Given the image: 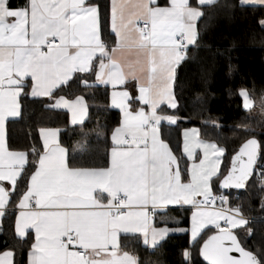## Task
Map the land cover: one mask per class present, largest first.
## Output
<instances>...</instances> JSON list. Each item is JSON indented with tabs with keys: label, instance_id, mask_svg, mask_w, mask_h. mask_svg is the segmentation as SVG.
<instances>
[{
	"label": "snow or ice",
	"instance_id": "obj_1",
	"mask_svg": "<svg viewBox=\"0 0 264 264\" xmlns=\"http://www.w3.org/2000/svg\"><path fill=\"white\" fill-rule=\"evenodd\" d=\"M217 2L198 0L193 6L190 0H167L164 5L158 0H111L110 5L101 0H26L13 7L10 0H0V219L18 195L17 236L23 240L29 228L35 231L28 264H138V257L122 248V233H139L144 245L154 249L172 231H190L192 245L203 240L199 251L208 264H264V252L246 246L252 229L239 207H215L217 199L221 205L228 203L227 196L213 195L214 178L223 175L225 148L196 140V129L186 130L183 154L190 164L182 168L183 154H174L159 133L161 121L178 119L160 114V105L167 101L177 108L176 69L189 58L190 47H199L197 21ZM239 3L264 6V0ZM109 7L111 33L106 38ZM259 24L264 27V19ZM76 73L94 74L96 81L114 89L124 87L111 94L122 119L112 130L106 165L70 166L69 150L57 139L60 129H40L42 150H8L5 121L20 115L18 98L28 79L32 96L54 97ZM132 81L138 94L128 90ZM82 84L91 86L87 79ZM238 95L250 110L248 89L241 88ZM137 103L140 106L133 107ZM51 107L70 109L73 125L82 123L86 113L82 95L74 100L60 96ZM239 127L254 131L249 125ZM77 150L86 152L87 141L79 142ZM257 171L264 191V154L261 142L252 137L232 158L220 188L245 189ZM172 205L192 206L190 229L155 226L157 211ZM209 226L217 231L203 239L201 233ZM238 229H247L245 240ZM12 256L6 251L0 264H12ZM183 256L192 264L191 248Z\"/></svg>",
	"mask_w": 264,
	"mask_h": 264
},
{
	"label": "trees",
	"instance_id": "obj_2",
	"mask_svg": "<svg viewBox=\"0 0 264 264\" xmlns=\"http://www.w3.org/2000/svg\"><path fill=\"white\" fill-rule=\"evenodd\" d=\"M101 3L110 5V0H101ZM204 11L205 17L198 23L199 47L189 49V58L177 70L179 105L175 113L181 120L173 130L176 134L181 128L198 126L203 138L224 147L222 173L226 175L233 155L249 138L255 137L261 142L264 154V27L259 24L264 19V7H242L239 0H218L216 6ZM109 17L110 7L105 12L106 38L111 33ZM84 79L90 82V87L83 86ZM94 81V74H77L55 93L68 98L80 95L86 98L89 116L81 125H68V115L50 107L52 99H34L24 95L21 117L8 124L10 148L30 151L35 146L42 150L39 129L63 126L62 142L69 150L72 166L106 165L111 133L120 116L109 105L108 87L92 84ZM241 88L248 89L254 99L253 109H244L243 100L238 95ZM240 125H249L254 131H244ZM84 141H87L88 150L80 152L77 150L78 143ZM29 159H34L31 153ZM223 175L215 182L216 193L223 191L220 188ZM20 187L23 189L24 185ZM234 191L238 193L237 205L251 218L247 227L252 229V234L247 236L246 246L252 251L260 249L264 252V208L261 207L264 191L261 190L258 171L245 190ZM172 213L179 218L181 226H190V209H175ZM216 231L212 228L204 231L203 239ZM246 231L239 229L236 232L245 240ZM202 244L203 240H200L192 245L190 233L184 232L169 235L154 249L144 246L136 237L124 240L123 248L138 257V264H188L183 256V251L188 248L193 252L192 264H208L199 251ZM30 246L31 237L21 240L16 236L14 218L8 213L0 233V250L12 249L15 264H27Z\"/></svg>",
	"mask_w": 264,
	"mask_h": 264
},
{
	"label": "crops",
	"instance_id": "obj_3",
	"mask_svg": "<svg viewBox=\"0 0 264 264\" xmlns=\"http://www.w3.org/2000/svg\"><path fill=\"white\" fill-rule=\"evenodd\" d=\"M26 2V0H10V4L15 7V6H19V5H22ZM111 2V0H110ZM158 2L161 4V5H164L165 3H167V0H164V2H161L160 0H158ZM190 3L193 5V6H196L197 3H198V0H190ZM264 7V6H262ZM110 18V17H109ZM198 23L199 21H197V28H198ZM111 20L109 19V28H110V31H111ZM191 48V47H190ZM97 63V66H98V63L99 61L97 60L96 61ZM179 67V66H178ZM178 67L176 69V75H177V70H178ZM77 74H85V73H76L73 75L72 79L77 75ZM71 79V80H72ZM70 80V81H71ZM69 81V82H70ZM92 84H97V85H101V86H105V87H108L109 89V105L112 109L118 111L119 113V122H118V125L122 119V113H121V110L117 107H114L111 103V94L112 92L115 90V91H122L124 90V87L123 86H118L117 88H113L111 84H104V83H100L98 81H94ZM28 87L25 89V92L21 94V96L18 98V101H19V104H20V115L19 116H16V117H8L5 121V141H6V146L8 148V150L10 151H19V150H15V149H12L10 148L9 146V142H8V124L10 121H13V120H17L21 117L22 115V97L24 95H29L31 98H34V99H40V98H44V99H47V98H50L52 99V103L50 104V107L51 105L55 104L56 102V99H58L60 96H56L55 93L61 88H58L55 90L54 92V97H34L31 95V80L30 78L28 79ZM128 90L132 91L134 94H138V88H137V84L135 81H132V82H129L128 83ZM173 92L176 96V100H177V105H179L178 103V98H177V94H176V79H175V82L173 84ZM81 96V95H80ZM66 99L68 100H74L76 97L74 98H68L66 96H64ZM84 97V96H83ZM250 98L252 99L253 101V107L251 109L254 108L255 106V101L254 99L251 97L250 95ZM84 102H85V105H86V113L83 117V122L82 123H77L75 125L72 124V112L70 109L68 108H63V107H60V108H54V107H51V108H54L56 110H60L64 113H66L68 115V125L70 126H76V125H81L83 124L88 116H89V105H88V102L86 101V98L84 97ZM140 105L139 103L135 104L133 107H136L138 108ZM178 108V106H177ZM176 108V109H177ZM176 109H172L167 101H164L163 103H161L160 105V114L162 115H174L176 117H178L177 121L175 123H169L168 121L164 120V121H161L160 125L158 126L159 127V133H160V138L162 140H164L166 143L169 144V146L172 148L174 154H176L177 156H181L183 154V146H184V133L186 130H192V129H196L198 130V135L197 137L195 138L196 140H203V141H207L209 143H216L218 146H220L216 141H212V140H207L205 138L202 137V133H201V129L198 127V126H188V127H184V128H181L180 130H177V133L175 134V130L174 127H176V125L179 123V121L181 120L180 116H178L175 111ZM250 109V110H251ZM148 109L146 108V111ZM117 125V126H118ZM116 126V127H117ZM42 128H47V129H60L59 133H58V136H57V139L59 141V143L63 146V147H66L63 142H62V131L65 129V127H55V126H47V127H42ZM41 129V128H40ZM40 129L38 131V135H39V142L41 144V148H43V139H42V136H41V133H40ZM191 135V133H190ZM179 138V141L177 142L178 138ZM110 141H111V137H110ZM111 145H112V141H111ZM221 147V146H220ZM67 148V147H66ZM68 149V148H67ZM111 149V147H110ZM198 155L202 158L203 157V150L198 148L196 149ZM70 155V154H69ZM225 155V153H224ZM69 158V164H70V156L68 157ZM109 158H110V152H109ZM223 162H224V156L222 158V162H221V172H222V166H223ZM190 164V161H188L187 159V155L186 154H183L182 155V159H181V167L184 168L186 165ZM70 166H72L70 164ZM216 180L218 179H215L214 178V181H213V193H216V187H215V182ZM6 186H10V182H5ZM18 199H19V196L18 195H14L12 197V205L9 206L10 208V211L9 213L13 216L14 218V222H15V233H16V236H17V232H16V219L17 217L19 216V212H20V209L18 207H16V203L18 202ZM175 209H179V210H183V209H190L191 210V214H192V211H193V208L191 205H172V206H169V208L167 210H158L154 219H153V223L155 224L156 227H164V226H168L169 228H179L181 225H180V220L179 218H176L175 215L172 213V210H175ZM245 214V213H244ZM246 215V214H245ZM247 216V215H246ZM249 218V216H247ZM4 219H0V233L3 229V224H4ZM251 219V218H249ZM167 222V223H166ZM221 223V226L222 227H226L225 223L223 220L220 221ZM191 228V215H190V226L189 227H184V229H190ZM215 229L214 226H209V228H206L204 231L208 230V229ZM216 230V229H215ZM239 230V229H238ZM204 231L201 233V235L204 233ZM237 231V230H236ZM186 232H189L190 231H186ZM181 233H184V232H181ZM175 234V233H174ZM178 234V233H176ZM169 235H172V234H168L163 240H161L159 242V245L169 236ZM191 235V233H190ZM18 237V236H17ZM29 237H31V244L35 242V231L34 229H31L29 228L27 230V234L26 236L24 237V240L28 239ZM139 238L140 241L142 242V244L144 245L143 243V237L141 234L137 233V234H121V237H120V240H121V246L123 248V242L124 240L126 239H130V238ZM19 238V237H18ZM146 246V245H144ZM31 247V246H30ZM146 247H149L151 249H153L152 247L150 246H146ZM124 249V248H123ZM30 250V249H29ZM125 250V249H124ZM6 251H12L13 252V256L11 257V261H12V264H15V252L12 250V249H4V250H0V255H3V253H5ZM128 251V250H126ZM130 252V251H128ZM131 253V252H130ZM28 254H29V251H28ZM133 254V253H131ZM28 259H29V255L27 256V264H28ZM138 263H139V260H138Z\"/></svg>",
	"mask_w": 264,
	"mask_h": 264
},
{
	"label": "built area",
	"instance_id": "obj_4",
	"mask_svg": "<svg viewBox=\"0 0 264 264\" xmlns=\"http://www.w3.org/2000/svg\"><path fill=\"white\" fill-rule=\"evenodd\" d=\"M223 194L224 196H227L228 197V203L227 204H224V205H221L220 201L217 199L216 201V204H215V207L218 209L220 207H224V208H232V209H235L237 207H239L240 209V212L241 214L245 217V218H248L241 210L240 206L237 205L236 203V200L238 199V193L236 191H234L233 189H227V190H224L220 193H213V195L215 196H219ZM249 219V218H248Z\"/></svg>",
	"mask_w": 264,
	"mask_h": 264
},
{
	"label": "water",
	"instance_id": "obj_5",
	"mask_svg": "<svg viewBox=\"0 0 264 264\" xmlns=\"http://www.w3.org/2000/svg\"><path fill=\"white\" fill-rule=\"evenodd\" d=\"M249 139H250V138H249ZM257 140H258V139H257ZM246 141H247V140H246ZM246 141H245V142H246ZM245 142H243L242 145H243ZM242 145H241V146H242ZM241 146H240V148H241ZM240 148H239V149H240ZM238 151H239V150H238ZM238 151H237V152H238ZM237 152H236V153H237ZM236 153L233 155V157L236 155ZM233 157H232V158H233ZM231 166H232V160H231L230 168H231ZM230 168H229V169H230ZM226 174H227V173H226ZM254 174H255V173H254ZM253 176H254V175H253ZM253 176H252V177H253ZM252 177L249 178V181L247 182V185H248V183L250 182V180L252 179ZM222 179H223V178H222ZM247 185H246V187H247ZM228 189H233V190H237V191H242V190H245L246 188H245V189L228 188ZM222 190L224 191V190H227V189H222ZM214 234H215V233H214ZM212 235H213V234H212ZM226 243H227V242H226ZM233 255H238V253H233ZM201 257L203 258L202 255H201ZM203 260L206 261L204 258H203ZM206 262H207V261H206ZM207 263H208V262H207Z\"/></svg>",
	"mask_w": 264,
	"mask_h": 264
},
{
	"label": "rangeland",
	"instance_id": "obj_6",
	"mask_svg": "<svg viewBox=\"0 0 264 264\" xmlns=\"http://www.w3.org/2000/svg\"><path fill=\"white\" fill-rule=\"evenodd\" d=\"M174 228V227H173ZM175 228H177V227H175ZM179 228H184L183 226H180ZM170 234H176V233H181V231H172V232H169Z\"/></svg>",
	"mask_w": 264,
	"mask_h": 264
}]
</instances>
